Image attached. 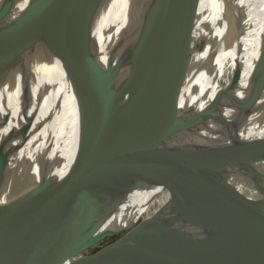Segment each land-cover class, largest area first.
<instances>
[{
	"label": "bare ground",
	"instance_id": "1",
	"mask_svg": "<svg viewBox=\"0 0 264 264\" xmlns=\"http://www.w3.org/2000/svg\"><path fill=\"white\" fill-rule=\"evenodd\" d=\"M46 2L0 0V160L7 157L0 174L4 183L0 208L50 169L76 173L86 169L76 155L80 114L72 84L60 59L36 41L39 30L65 0ZM153 2L102 0L92 26L99 62L105 67L122 64L116 88L127 92L125 103L135 109V117L127 115L126 122L137 126L164 104L175 103H179L182 120L210 105L228 121L244 118L242 107L264 74V0H197L184 29L130 62L134 41L127 42V34L132 28L135 35L140 33L141 21ZM201 40L203 46L198 49ZM149 71L154 74L131 88L133 75ZM31 116L34 123L30 125ZM216 118L215 113L193 129L176 132L144 155L136 165L134 186L118 210L102 220L101 230L63 236L38 264H79L98 252L107 259L93 264H130L126 260L141 259L151 242L175 239L181 233H188L194 242L206 239V247H211L210 239L218 236L193 223L198 214L205 219L211 216L227 189L238 182L254 197L263 194L264 163L256 167L259 187L247 167L253 142L264 137V90L239 126L220 125ZM225 151L230 156L243 154V166H237L236 157L229 158ZM211 201H215L213 206ZM184 212L191 216L185 217ZM132 235H138L136 243L148 240L142 249L132 245L126 255L110 252L114 244ZM191 241L183 251L187 262L194 260ZM206 262H212L208 256ZM164 264H174L171 253Z\"/></svg>",
	"mask_w": 264,
	"mask_h": 264
},
{
	"label": "water",
	"instance_id": "2",
	"mask_svg": "<svg viewBox=\"0 0 264 264\" xmlns=\"http://www.w3.org/2000/svg\"><path fill=\"white\" fill-rule=\"evenodd\" d=\"M49 1L52 0L46 3ZM101 1L61 0L65 4L36 36L39 46H47L60 59L72 84L80 114L76 155L86 169L77 173L50 169L25 192L0 208V264H38L63 236L98 233L102 220L118 210L127 191L134 186L136 165L144 155L166 143L176 132L193 129L213 118L215 113L220 125L239 126L264 90L262 74L261 81L254 85L252 98L242 107L245 114L240 120H226L215 105L196 113L192 111L189 118L182 120L179 103H175L164 104L157 113L131 126L126 117H135V109L126 105L127 92L118 91L115 84L122 64L105 67L97 58L92 26ZM196 1L154 0L141 21L140 33L135 35L132 28L127 34V42L134 41L130 62L139 60L156 45L184 29ZM261 59L263 56L258 62ZM162 60L163 54L159 57V61ZM153 74L149 71L133 75L131 88ZM235 77L237 83L239 73ZM2 81L3 78L0 84ZM181 82L183 79L179 81L182 86ZM29 123H34L33 116ZM253 144L247 170L255 175L259 187L261 177L256 167L264 163V137ZM237 148L241 151V144ZM225 154L229 158L235 156L239 167L245 163L243 154L230 156L227 151ZM6 158L0 160V174L6 168ZM3 185L0 180V192ZM262 193L254 197L238 182L230 191L227 189L225 199L211 216L205 219L204 214H198L193 223L211 229L218 236L210 239L213 240L211 247H206V239L194 242L188 233H181L175 239L158 238L157 243L151 242V247H144L141 259L128 258L126 262L164 264L171 253L174 264H207L206 256L211 264H264V191ZM214 203L211 201L210 205ZM189 216L191 213H185V217ZM136 236H127L122 243L114 244L117 246L110 252L126 255L132 245L142 249L141 245L148 240L136 243ZM190 241L195 243L191 249L194 260L187 262L183 251ZM98 253L85 257L79 264L107 259Z\"/></svg>",
	"mask_w": 264,
	"mask_h": 264
},
{
	"label": "rangeland",
	"instance_id": "3",
	"mask_svg": "<svg viewBox=\"0 0 264 264\" xmlns=\"http://www.w3.org/2000/svg\"><path fill=\"white\" fill-rule=\"evenodd\" d=\"M203 42H204L203 40H201V41L199 42L198 49L202 48V46H203ZM116 239H117V238L114 237V238H112L111 240H106V241H105L104 243H102L99 247L105 246V245L111 243L112 241H114V240H116Z\"/></svg>",
	"mask_w": 264,
	"mask_h": 264
}]
</instances>
